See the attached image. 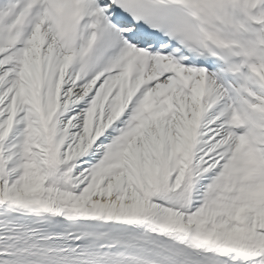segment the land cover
Wrapping results in <instances>:
<instances>
[{
  "label": "snow or ice",
  "instance_id": "snow-or-ice-1",
  "mask_svg": "<svg viewBox=\"0 0 264 264\" xmlns=\"http://www.w3.org/2000/svg\"><path fill=\"white\" fill-rule=\"evenodd\" d=\"M0 264H264V0H0Z\"/></svg>",
  "mask_w": 264,
  "mask_h": 264
}]
</instances>
